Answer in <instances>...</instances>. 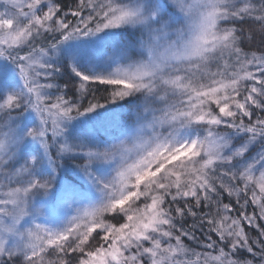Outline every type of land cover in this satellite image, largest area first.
I'll return each instance as SVG.
<instances>
[{
    "label": "snow or ice",
    "instance_id": "6c2138e0",
    "mask_svg": "<svg viewBox=\"0 0 264 264\" xmlns=\"http://www.w3.org/2000/svg\"><path fill=\"white\" fill-rule=\"evenodd\" d=\"M0 264H264V0H0Z\"/></svg>",
    "mask_w": 264,
    "mask_h": 264
}]
</instances>
